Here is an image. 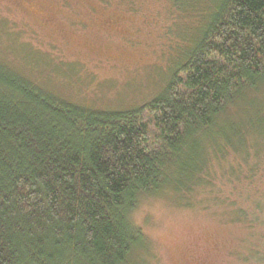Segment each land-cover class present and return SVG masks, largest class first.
Masks as SVG:
<instances>
[{"label":"trees","instance_id":"16d2710c","mask_svg":"<svg viewBox=\"0 0 264 264\" xmlns=\"http://www.w3.org/2000/svg\"><path fill=\"white\" fill-rule=\"evenodd\" d=\"M202 1L170 0L184 40L142 109L69 102L0 61V264H128L146 245L129 218L141 194L201 206L190 197L216 191L217 168L248 182L264 142V0ZM210 195L247 230L263 223L264 196Z\"/></svg>","mask_w":264,"mask_h":264},{"label":"rangeland","instance_id":"374dc122","mask_svg":"<svg viewBox=\"0 0 264 264\" xmlns=\"http://www.w3.org/2000/svg\"><path fill=\"white\" fill-rule=\"evenodd\" d=\"M176 13L170 0H0V61L69 102L142 109L168 81L169 45L184 40ZM180 20L191 26V16ZM247 158L257 168L248 182L217 168L216 191L190 197L201 206L178 205L169 193L141 194L129 218L146 245L128 264H264V213L250 231L222 205L205 203L210 194L264 196V142ZM237 160L227 156L228 164Z\"/></svg>","mask_w":264,"mask_h":264}]
</instances>
